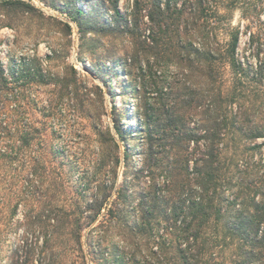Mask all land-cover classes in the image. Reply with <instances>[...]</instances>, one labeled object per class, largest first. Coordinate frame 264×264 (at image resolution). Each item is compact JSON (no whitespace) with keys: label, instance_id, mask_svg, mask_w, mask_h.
<instances>
[{"label":"trees","instance_id":"16d2710c","mask_svg":"<svg viewBox=\"0 0 264 264\" xmlns=\"http://www.w3.org/2000/svg\"><path fill=\"white\" fill-rule=\"evenodd\" d=\"M40 1L76 23L82 41L79 54L88 34L129 38L137 46L121 56L115 45L108 47L111 54L100 58L93 68L96 75L131 77L138 64V73L154 71L165 91L161 88L156 96L159 105H150L146 86L135 77L141 167L134 170L135 156L127 147L124 180L115 188L121 160L119 146L107 132L100 160L101 166L110 165L112 182L97 184L89 196L71 198L68 209L60 172L51 188L42 185L45 154L31 149L43 139L41 129L32 122L17 123L21 118L10 125L7 112L20 110L18 89L34 83L54 86L56 100L73 101L77 111L89 103L91 92L81 86L73 66L49 73L36 54L12 58L7 67L0 63V164L23 165L31 183L41 181V196L51 194L48 201L43 196V211L33 223L41 244H29L25 235L26 245H16L6 264H64L59 244L65 235L77 253L71 264H87L82 234L113 194L116 198L103 219L122 224L125 234L123 246L109 251L112 264H142L136 256L144 251L148 256L142 257L143 264H264V164L222 160L231 144L243 142L245 150L258 151L264 144H257L264 139V0H133L128 13L119 10V0ZM1 6L31 17L37 12L23 0H5ZM236 11L245 22L243 29L232 25ZM54 20L71 35L69 24ZM244 34L255 64L238 56ZM142 57L147 69L141 66ZM11 99L14 107L9 110ZM124 117L119 112L118 122ZM117 132L126 142L130 132L119 125ZM227 189L232 199L225 196ZM131 195L137 199L134 224L125 206ZM233 243L237 255L228 257L226 249ZM128 245L133 249L130 259Z\"/></svg>","mask_w":264,"mask_h":264},{"label":"rangeland","instance_id":"374dc122","mask_svg":"<svg viewBox=\"0 0 264 264\" xmlns=\"http://www.w3.org/2000/svg\"><path fill=\"white\" fill-rule=\"evenodd\" d=\"M3 1L5 0H0V63L7 67L12 58L17 60L36 54L41 59L43 68L47 69L49 73L62 72L66 65L73 66L78 73L81 86L91 92L90 101L83 108L86 110L77 111L74 110L73 101L64 99L59 103L56 100L57 90L54 86L34 83L31 86L18 89L22 91L20 101L22 106L16 112H7L10 118L9 123L11 125L14 120L21 118L17 123L21 122L24 125L26 122H32L41 129L43 139L36 140L31 149L45 154L43 166L46 168V174L43 187L51 188L54 182L53 178L57 172H60L65 191L63 197L68 200L65 208H68L71 198L75 199L77 196L81 199L82 194L89 196L99 183L110 185L112 182L109 174L110 165L105 164L106 166L103 167L100 160L102 159L101 150L107 138L106 133L109 132L119 146L121 162L115 185L117 188L124 180L127 147L135 156L134 170L141 167L140 150L143 143L142 135L139 132L138 118L135 117L137 104L135 91L138 86L135 77H138L141 84L146 86L150 105L158 104L156 96L159 94V90L163 89V82L154 76V71L150 74L148 72L144 75L139 74L138 64L132 69L131 77L123 75L115 79L114 75L109 73L102 75L101 78L94 73L93 68L100 58H105L111 52L107 48L115 45V52L118 56H121L125 50L133 52L137 46L131 43V39L124 38L120 41L114 37L88 34L84 52L79 54L82 44L81 34L76 23L67 14L51 8L40 0H23L37 9V12L31 17V15L23 14L18 10L4 9L1 6ZM132 1L119 0V10L122 13H128L131 10ZM54 19L69 24L72 28L71 35L63 26L56 24ZM4 23H10L12 26L4 25ZM244 24L241 13L236 11L233 15L232 25L240 26L243 29ZM240 39L239 58L243 61L247 59L248 62L255 64L256 59L251 53L252 47L249 46L248 35H241ZM97 46L98 49L92 53V48ZM53 54L55 55L53 56ZM47 56L53 57L51 60H45ZM109 64L107 63V65ZM150 65H153L152 58ZM141 66L147 69V61L143 57ZM226 75L227 77L231 76L229 71ZM104 81H109L108 85H105ZM163 91L165 90L163 89ZM12 104L13 99L9 101V104L7 103L9 110H12L11 106L14 107ZM119 112L125 116V119L118 122ZM118 125L122 130L130 132L126 142L120 138L117 132ZM14 127L15 125L12 126L13 129ZM25 131L28 132L29 129L25 128ZM263 142L264 139H259L257 144ZM111 145L114 147L113 144ZM243 145V142L239 146L231 144L230 148L224 151L222 160L226 163H234L233 160H235L237 164L239 161L240 164L258 162L264 164V144L260 151L245 150ZM25 154L29 156L28 153ZM27 170H24V166L18 163L6 166L0 164V264L7 263L10 252L16 245H26L23 238L25 235L29 244L34 245L37 241L41 244L33 223L43 211L41 203L43 196L48 201L51 194L41 196L43 191L40 187L41 181H39L40 183L38 181L31 183L32 177L28 176ZM263 172L264 168L261 173ZM130 177L132 176L130 175ZM232 193L230 189H227L225 196L232 199ZM115 198L116 196L113 194L102 214L82 234L87 264H112L109 257L111 247L123 246L124 226L114 224V222L109 224L103 219ZM16 203H18V207L14 213ZM136 203L137 199L131 195L125 204L129 212L130 224H134V221L137 220L136 213L133 211ZM49 208L46 207L45 210ZM44 214L47 212L45 211ZM226 218L228 217L226 216ZM73 248V243L65 235L59 244L61 260L64 264H71L77 256ZM128 251L127 256L130 259L133 249L129 245L126 246V252ZM236 253L237 244L233 243L226 249L225 254L228 257L234 254L236 257ZM146 255L148 256V253L144 251L136 256V260L143 264L142 257H146ZM78 261L80 262V260ZM226 264L233 263L228 260Z\"/></svg>","mask_w":264,"mask_h":264}]
</instances>
